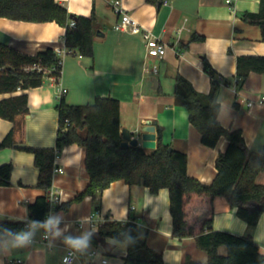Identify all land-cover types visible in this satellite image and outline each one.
Wrapping results in <instances>:
<instances>
[{
	"label": "crops",
	"instance_id": "0c3cea01",
	"mask_svg": "<svg viewBox=\"0 0 264 264\" xmlns=\"http://www.w3.org/2000/svg\"><path fill=\"white\" fill-rule=\"evenodd\" d=\"M56 1L73 14L95 16V56L92 59L74 52L67 54L59 83L49 77L41 86L0 95L6 98L28 93L29 106V112L14 121L0 116V141L13 130L16 142V147L0 150V165L13 164L10 184L0 185V222L27 220L28 205L43 193L36 186L39 171L34 154L23 147H55L59 128L56 104L60 97L74 105L92 103L98 96L118 98L121 129L135 131L150 121L156 125L157 137L161 128L164 143L187 153L191 176L204 183L213 182L216 158L226 150L228 140L221 137L214 148L201 142L187 108L176 103V75L186 77L198 91L209 93L211 78L204 70L203 57L218 74L233 81L239 55H264L260 27L241 17L247 11L257 12L262 0H162L161 5L124 0L133 17L169 45L166 55L151 58L146 53L143 34L115 29L120 17L113 10V0ZM65 31L55 21L0 17V41L26 54L48 47H67ZM194 34L204 36V40L192 41ZM154 65H158L157 74L152 72ZM61 87L67 91L60 96ZM262 95L264 74L253 72L237 93L232 84H222L218 96L220 123L241 129L252 150L264 146V105L258 102ZM251 100L256 104L249 107L247 102ZM84 158L85 150L78 144L64 147L57 155L56 165L63 172L53 174L50 196H56L58 201L48 214L49 221L37 224L34 243H20L19 237L0 241V264H64V254L76 242H80L76 264H123L128 244L99 235L100 226L107 220L138 222L148 244L162 253L165 264H185L187 255L207 264L208 253L198 247L195 236L173 235L168 188L152 193L143 184L117 180L96 197L86 196L68 210L57 208L86 188L90 177ZM214 209L212 229L250 235L264 253V210L257 225L250 227L224 196L214 198ZM46 229L49 238H44ZM89 235L97 238L96 244L85 240ZM93 251H97L94 256ZM220 252L226 253V247L222 246ZM103 258L108 261L102 263Z\"/></svg>",
	"mask_w": 264,
	"mask_h": 264
},
{
	"label": "trees",
	"instance_id": "16d2710c",
	"mask_svg": "<svg viewBox=\"0 0 264 264\" xmlns=\"http://www.w3.org/2000/svg\"><path fill=\"white\" fill-rule=\"evenodd\" d=\"M161 5L159 0H146ZM257 12L242 14L244 21L260 27L264 41V0ZM0 17L34 22L55 21L66 28L65 41L72 52L94 58V38L97 30L95 16L76 15L56 0H0ZM75 25H69L70 21ZM192 41H203L204 36L194 34ZM63 59L56 50L48 47L36 54H26L0 41V95L26 90L44 84L50 74L32 68L34 65L54 68L62 75ZM203 66L211 78V91H198L186 77L176 75L174 96L176 103L187 108L189 120L201 134V142L214 148L221 137H226V150L216 158V176L211 183H204L188 173V155L166 144L158 130L157 147L146 149L141 145H122L120 100L98 96L87 104H69L60 97L56 108L59 114L55 147H23L34 154L39 175L37 187L42 190L34 202L28 205L29 218L42 221L48 217L53 204L50 193L56 157L61 150L78 144L85 150V166L89 175L86 188L72 200L57 206L68 210L86 196L102 193L113 181L124 180L129 185L143 184L152 193L168 188L173 235L178 238L195 236L199 248L208 253L207 264H264V253L250 235H237L229 231L212 229L215 217L214 198L224 196L232 208L250 227H255L261 214L255 206L264 204V146L250 149L244 133L239 128L225 127L218 119V99L222 84L229 80L218 74L206 57ZM237 76L241 81L253 72L264 74V55L244 54L237 57ZM29 112L28 93L0 98V116L14 121ZM11 130L0 141V150L16 147ZM13 164L0 165V185L11 182ZM24 230L22 221L0 222V241L19 237ZM99 235L124 241L127 252L123 264H165L161 252L148 244L144 228L135 220L123 222L107 220L99 228ZM97 243L89 235L85 239ZM226 247V253L220 248ZM7 264H22L19 261ZM84 264H97L86 262ZM185 264H203L186 256Z\"/></svg>",
	"mask_w": 264,
	"mask_h": 264
},
{
	"label": "built area",
	"instance_id": "2783aa9c",
	"mask_svg": "<svg viewBox=\"0 0 264 264\" xmlns=\"http://www.w3.org/2000/svg\"><path fill=\"white\" fill-rule=\"evenodd\" d=\"M113 10L115 11L116 14H119V21L115 24V29L118 31L122 32H130V33H135V34H143L145 41H146V53L148 56L151 57H162L166 55L169 45L166 41L162 40L161 38L157 37L154 35L150 29H147L144 27L142 24H140L133 16L132 14L129 13L128 9L124 5V0H113ZM75 25V21H72L71 26ZM182 29H179L178 31L180 32ZM57 54L63 59L67 54L72 53V50L69 49V47H64L60 48L58 47L56 49ZM32 68H36L39 71H44L45 73L50 74L49 77L56 82L59 83L61 76L58 74H54L53 70L54 68H47V67H41L40 65H34ZM158 65H154L152 67V72L154 74L158 73ZM62 73V72H61ZM241 79L240 77L236 76V78L233 81H230L229 84L234 87V90L236 93L238 92L239 89V83ZM67 90L65 88H60L59 94L60 96L63 95ZM260 104L264 105V95L261 96V98L258 101ZM248 106L251 107L254 104H256V101L251 100L247 102ZM57 172H63V168L55 165L54 167V173ZM51 203L54 204L55 202L58 201V198L54 195L50 196ZM48 217L45 220L42 221H34L31 218H28L27 220L24 221V230L23 232L19 235L21 236H26L27 239L25 241H28L29 243H34L35 241V229L36 226H38V223H46L48 222ZM44 238H49V231L48 229L45 230L44 232ZM79 246H76V244L71 245L68 247L66 253L64 254L62 261L64 264H76L77 260H79ZM97 251H93L91 253L92 256L96 255ZM102 263H106L108 260L106 258L102 259Z\"/></svg>",
	"mask_w": 264,
	"mask_h": 264
},
{
	"label": "water",
	"instance_id": "95a60500",
	"mask_svg": "<svg viewBox=\"0 0 264 264\" xmlns=\"http://www.w3.org/2000/svg\"><path fill=\"white\" fill-rule=\"evenodd\" d=\"M162 1V0H159ZM121 135L123 138L122 145H141L144 148L155 149L157 147V129L156 125L148 121L142 127L136 129L135 131H130L127 128H122ZM141 140V142H140ZM264 210V204H259L255 206V211L260 214Z\"/></svg>",
	"mask_w": 264,
	"mask_h": 264
},
{
	"label": "clouds",
	"instance_id": "9594fccd",
	"mask_svg": "<svg viewBox=\"0 0 264 264\" xmlns=\"http://www.w3.org/2000/svg\"><path fill=\"white\" fill-rule=\"evenodd\" d=\"M26 239H27L26 236H21V237H19V241H20V243H23ZM79 245H80V242H76V246H79Z\"/></svg>",
	"mask_w": 264,
	"mask_h": 264
},
{
	"label": "rangeland",
	"instance_id": "374dc122",
	"mask_svg": "<svg viewBox=\"0 0 264 264\" xmlns=\"http://www.w3.org/2000/svg\"><path fill=\"white\" fill-rule=\"evenodd\" d=\"M224 254V253H223Z\"/></svg>",
	"mask_w": 264,
	"mask_h": 264
}]
</instances>
